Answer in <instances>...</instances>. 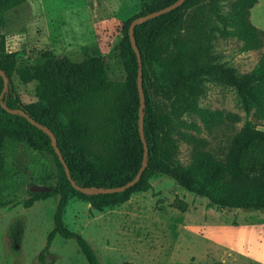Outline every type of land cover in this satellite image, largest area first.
<instances>
[{
  "label": "trees",
  "instance_id": "trees-1",
  "mask_svg": "<svg viewBox=\"0 0 264 264\" xmlns=\"http://www.w3.org/2000/svg\"><path fill=\"white\" fill-rule=\"evenodd\" d=\"M24 1L0 0V31L5 25L4 14ZM174 1L145 0L140 11L123 22L117 57L125 78L120 82L107 80L99 57L71 62L48 54L33 64L16 67V54L5 53L1 39L0 72L7 85L0 102L8 109L22 111L51 132L76 186L87 190L122 186L133 179L140 167L143 143L147 151L144 170L132 187L111 194L80 193L66 180L49 138L22 116L8 114L0 107V172L3 168L1 148L6 138L50 154L55 165L56 182L50 186L51 190L27 192L28 199L23 202V207L29 208L36 201L58 196L52 228L46 235L44 248L37 255L38 264H51L45 261V256L55 235L73 240L87 264H100L89 244L63 224L62 214L68 198L80 199L90 210L101 212L125 203L132 194L148 191L149 180L154 175L170 178L181 189L205 199L210 208L264 211V132L256 129L257 123L264 124V54H259L249 72L236 74L232 68L212 63L204 48L200 69L187 76L182 70L180 33L184 29V17L206 0H186L176 9L134 27L143 93V140L139 138L137 64L127 27L132 19ZM256 3L257 0H232L225 14L209 10L205 21L209 24L213 18L221 28L213 25L211 30L240 40L241 51H260L264 46V31L257 30L249 22V11ZM200 15L198 12L197 17ZM13 74L22 84L36 82L35 102L23 104L19 101L11 81ZM202 77L233 89L242 112L253 117V121L245 120L239 130L228 137L221 156L207 149V141L196 134L201 129L211 134L225 121L238 123L240 118L197 106L195 99L201 92ZM2 86L0 77V94ZM183 113L196 116L201 127L183 121ZM179 141L191 146L189 162L185 165L176 158ZM170 205L180 213L187 208L185 202L176 198Z\"/></svg>",
  "mask_w": 264,
  "mask_h": 264
},
{
  "label": "rangeland",
  "instance_id": "rangeland-1",
  "mask_svg": "<svg viewBox=\"0 0 264 264\" xmlns=\"http://www.w3.org/2000/svg\"><path fill=\"white\" fill-rule=\"evenodd\" d=\"M208 1L193 7L184 17V29L180 33V62L184 75L200 69L204 48L212 63L232 68L236 74L249 72L259 54H264V46L260 51H241L240 40L211 30L213 25L219 29L221 25L213 18L206 23L209 10L225 14L232 0ZM144 3L145 0H25L6 16L5 27L0 31L3 51L16 54V67L33 64L48 54L71 62L99 57L107 80L123 81L125 75L117 57L121 26L138 13ZM198 12H201L199 17ZM249 22L257 30L264 31V0H257L250 9ZM11 81L21 103L35 102L36 82L22 84L14 74ZM200 89L195 99L199 108L240 118L238 123L225 121L211 134L203 129L198 134L188 131L205 139L206 148L221 156L228 137L239 130L245 120L253 121V117L242 112L233 89L209 77H202ZM181 119L201 127L196 116L183 113ZM256 129L264 132V124L257 123ZM1 152L0 264H38L37 255L44 248L46 235L52 228L58 196L37 201L29 208H24L23 202L28 199L29 186H54V161L50 154L32 150L13 138L3 141ZM190 152V145L178 142L176 158L179 163L187 164ZM149 184L148 191L132 194L124 204L102 212L92 211L86 202L69 197L62 214L63 224L89 244L100 264H202L195 260L197 255H191V246L185 241L188 240L189 245L195 243L193 226L203 211L210 208L207 201L181 189L164 175L152 176ZM175 198L186 203V212L181 215L192 227L185 226L183 218L172 211L170 204ZM229 212L234 213V217L245 215ZM124 215L131 219L106 227L107 220ZM45 261L87 264L73 240H64L57 235L48 248Z\"/></svg>",
  "mask_w": 264,
  "mask_h": 264
},
{
  "label": "crops",
  "instance_id": "crops-1",
  "mask_svg": "<svg viewBox=\"0 0 264 264\" xmlns=\"http://www.w3.org/2000/svg\"><path fill=\"white\" fill-rule=\"evenodd\" d=\"M9 12L10 10L4 14L5 24L6 16ZM108 209L110 208L103 210ZM172 211L178 213L183 218L185 226L190 225L192 227L188 223V220L181 215L185 214L186 211L180 213L173 208ZM229 211H237L245 215L234 217V213H230ZM114 218L106 221V227H113L120 223V220L125 222L131 219L127 215L120 216L118 219ZM193 227H195L193 235L195 243H190L189 245L188 240L185 242L187 246H191V255H197L195 260L199 263L264 264V211L240 209L217 210L209 208L203 211L202 217L198 220L196 226ZM183 249L187 250L188 248L183 246Z\"/></svg>",
  "mask_w": 264,
  "mask_h": 264
},
{
  "label": "water",
  "instance_id": "water-1",
  "mask_svg": "<svg viewBox=\"0 0 264 264\" xmlns=\"http://www.w3.org/2000/svg\"><path fill=\"white\" fill-rule=\"evenodd\" d=\"M184 1L186 0H175L173 3H171L170 5L159 9L157 11L148 13L146 15H143L139 18L136 19H132L130 21V23L128 24L127 27V37H128V41L131 47V50L133 51L134 55H135V59H136V64H137V73H136V89H137V94H138V135L140 140H143V134H142V109H143V93H142V87H141V62H140V55L139 52L136 48L135 45V41L133 38V30L134 27L137 25H140L141 23L155 18L159 15H162L164 13L170 12L174 9H176L177 7H179ZM0 77L3 80V86H2V91L0 94V97L2 96V93L4 92V90L6 89V81L4 79V75L0 72ZM0 107L1 109H3V111H5L8 114L14 115L17 114L19 116H22L31 126L35 127L36 129L40 130L41 132H43L50 140V145L51 148L55 154V156L57 157L58 162L60 163V165L62 166L63 172L65 174L66 180L68 181V183L70 184V186L75 190L78 191L80 193H87V194H94V193H102V194H111V193H118V192H122L130 187H132L137 180L140 178L142 171L144 170L145 167V159H146V145L143 143L142 144V159L140 162V167L138 169V171L136 172L135 176L133 177V179H131L130 181H128L127 183H125L122 186L119 187H115V188H108V189H102V190H96V189H83L80 188L78 186H76L74 184V182L71 180L70 176H69V172L68 169L62 159V157L60 156V153L58 151V148L56 147V143H55V139L53 137V135L51 134V132L46 129L45 127H43L42 125L34 122L32 119H30L28 116H26L22 111L20 110H12V109H8L2 102H0ZM51 189L50 187H42V186H35V185H31L28 187L27 191L29 193H46L49 192Z\"/></svg>",
  "mask_w": 264,
  "mask_h": 264
}]
</instances>
